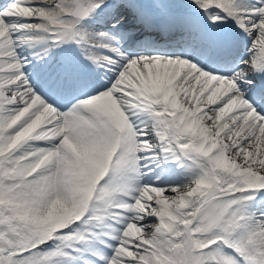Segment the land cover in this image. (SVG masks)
<instances>
[{
  "label": "snow or ice",
  "instance_id": "snow-or-ice-1",
  "mask_svg": "<svg viewBox=\"0 0 264 264\" xmlns=\"http://www.w3.org/2000/svg\"><path fill=\"white\" fill-rule=\"evenodd\" d=\"M0 264H264V0H0Z\"/></svg>",
  "mask_w": 264,
  "mask_h": 264
},
{
  "label": "bare ground",
  "instance_id": "bare-ground-1",
  "mask_svg": "<svg viewBox=\"0 0 264 264\" xmlns=\"http://www.w3.org/2000/svg\"><path fill=\"white\" fill-rule=\"evenodd\" d=\"M180 171V173L182 172V170L177 169V175L174 177V179H178L181 182H183V180L185 179V176L180 175L178 172Z\"/></svg>",
  "mask_w": 264,
  "mask_h": 264
}]
</instances>
